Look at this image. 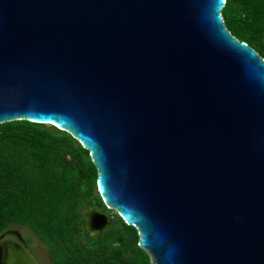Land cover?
I'll return each mask as SVG.
<instances>
[{
    "label": "water",
    "instance_id": "water-1",
    "mask_svg": "<svg viewBox=\"0 0 264 264\" xmlns=\"http://www.w3.org/2000/svg\"><path fill=\"white\" fill-rule=\"evenodd\" d=\"M225 2L0 0V124L71 136L152 264H264V60ZM0 264L40 262L11 229Z\"/></svg>",
    "mask_w": 264,
    "mask_h": 264
},
{
    "label": "trees",
    "instance_id": "trees-1",
    "mask_svg": "<svg viewBox=\"0 0 264 264\" xmlns=\"http://www.w3.org/2000/svg\"><path fill=\"white\" fill-rule=\"evenodd\" d=\"M224 26L264 60V0H226ZM96 171L71 136L27 121L0 124V236L28 230L47 249L51 264H152L139 232L117 213L112 225L88 235L82 214L106 212Z\"/></svg>",
    "mask_w": 264,
    "mask_h": 264
},
{
    "label": "rangeland",
    "instance_id": "rangeland-1",
    "mask_svg": "<svg viewBox=\"0 0 264 264\" xmlns=\"http://www.w3.org/2000/svg\"><path fill=\"white\" fill-rule=\"evenodd\" d=\"M105 213L108 214L110 213V211L106 210ZM15 230L19 232L21 238L25 240L30 246L40 264H51L50 257L44 245H42L37 239H35L28 230L22 228H16Z\"/></svg>",
    "mask_w": 264,
    "mask_h": 264
}]
</instances>
